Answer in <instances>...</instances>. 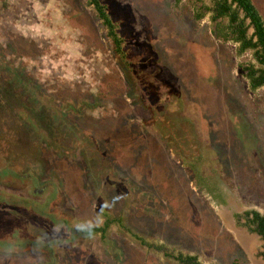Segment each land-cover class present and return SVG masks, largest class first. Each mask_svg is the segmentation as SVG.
<instances>
[{
	"label": "rangeland",
	"instance_id": "obj_1",
	"mask_svg": "<svg viewBox=\"0 0 264 264\" xmlns=\"http://www.w3.org/2000/svg\"><path fill=\"white\" fill-rule=\"evenodd\" d=\"M101 2L123 55L89 0H0V264H264L234 217L264 215L251 53L195 20L194 0ZM107 219L123 226L80 232Z\"/></svg>",
	"mask_w": 264,
	"mask_h": 264
},
{
	"label": "trees",
	"instance_id": "obj_2",
	"mask_svg": "<svg viewBox=\"0 0 264 264\" xmlns=\"http://www.w3.org/2000/svg\"><path fill=\"white\" fill-rule=\"evenodd\" d=\"M181 0H175L179 3ZM200 4L193 16L199 21L209 17L211 32L216 39L222 42H231L236 45V53L243 55L250 52L253 61L241 64V74L245 76L248 85L252 91L264 86V16L255 4L254 0H194ZM93 5L98 17L107 29L108 37L111 38L117 54L123 55L122 40L116 32V26L113 23L106 6L101 0H89ZM197 162H189L191 166L196 185L200 189L206 190L215 201L225 204L223 193L217 187V183L205 178L203 171L196 165ZM237 225L246 227L250 232L258 234L264 241V215L257 210H246L242 214H236ZM243 219V223L239 220ZM117 222L122 225L120 219H107L102 227H92L88 230H81L82 234L91 236L100 233L104 237L109 225ZM142 244L148 246L142 238L134 235ZM167 256H171L166 254ZM264 256V245L263 253ZM176 260L183 264H203L198 261L196 256L177 254Z\"/></svg>",
	"mask_w": 264,
	"mask_h": 264
},
{
	"label": "crops",
	"instance_id": "obj_3",
	"mask_svg": "<svg viewBox=\"0 0 264 264\" xmlns=\"http://www.w3.org/2000/svg\"><path fill=\"white\" fill-rule=\"evenodd\" d=\"M250 246V245H249ZM249 249L252 248V246L248 247Z\"/></svg>",
	"mask_w": 264,
	"mask_h": 264
},
{
	"label": "flooded vegetation",
	"instance_id": "obj_4",
	"mask_svg": "<svg viewBox=\"0 0 264 264\" xmlns=\"http://www.w3.org/2000/svg\"><path fill=\"white\" fill-rule=\"evenodd\" d=\"M258 235V234H257ZM259 236V235H258ZM260 237V236H259ZM261 238V237H260ZM264 242V241H263Z\"/></svg>",
	"mask_w": 264,
	"mask_h": 264
}]
</instances>
